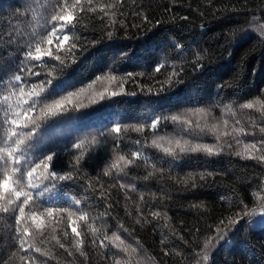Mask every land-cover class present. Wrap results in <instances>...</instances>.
<instances>
[{
  "label": "snow or ice",
  "instance_id": "obj_1",
  "mask_svg": "<svg viewBox=\"0 0 264 264\" xmlns=\"http://www.w3.org/2000/svg\"><path fill=\"white\" fill-rule=\"evenodd\" d=\"M24 7L27 13L31 5L26 3ZM90 14L102 24V34L88 40L82 37L80 26L81 20ZM127 14L139 18L142 26L151 24L155 28L162 23L159 19L153 23L136 0H131V5L126 0H51L39 30L0 32V38L6 45L3 49L6 54L0 55V213L11 212L14 215L15 240L22 253L19 256L21 264H49L45 258H49L51 253L44 245L50 241H55L69 257L74 254L86 257L85 248L91 245L104 250L103 259L111 261V264H157L146 254L138 239L129 242L135 229L118 222L115 230L109 233L108 225L103 222L107 210L99 215L90 211L93 206L91 193L98 192V199H108L101 177L118 182L119 188L125 190V200H129L128 193L136 191V188L123 181L130 173L141 165L146 169L145 181L156 173H164L165 169L158 167L157 162L144 153V147L158 150L172 162L200 155L220 156L227 150L240 159L254 160L264 166V89L260 90L257 98L244 102L239 98L228 103L220 100L211 106L186 108L182 113L161 114L152 118L150 123L124 124L113 118L109 126L101 118H95L93 112L81 111L79 116L72 115L93 105L103 107L105 101L123 93L129 78L143 75L131 71L120 75V61L127 59V54L122 52L118 60L108 65L107 70H101L86 86L77 88L73 80L76 70L93 55L91 49L104 41L117 39L119 31H127ZM181 19L187 20L188 17ZM256 37L264 45V23L253 15L245 25L231 31L228 41L238 47ZM170 47L177 50L178 57L188 62L184 46L178 41L174 40ZM193 56L195 72L203 74L211 70L212 61L206 50L196 51ZM169 58L165 52L154 71L159 73L169 67ZM171 68L156 95L185 83L187 73L184 68L177 69L175 63ZM105 83L115 85V88L110 90L104 87ZM98 84L100 87H96ZM233 87L238 88V85L221 83L217 96L226 88ZM148 92L152 93V89L149 88ZM215 108L219 109L220 118L214 115ZM74 120H83L97 128L96 133L77 135V128L60 135L58 140V130ZM162 122L171 123L174 132L158 135ZM145 129L151 130V144L146 141L142 144L140 139H136L134 144L141 147L131 150L124 143V135L130 130L142 133ZM209 138L211 142H208ZM168 171H172L171 166ZM218 175L223 173L205 169L189 173L183 183L196 189L208 184L209 180L215 182ZM70 186H78L82 194L63 193V199H58L62 190ZM110 187H116V184ZM230 191L232 198L227 201L230 213L221 216L214 225H207L209 234L202 239L197 237L195 247L168 223L171 218L167 210L163 213L150 210L149 219L137 204L134 223L141 227L145 224L156 227L163 221L167 231L161 233L160 244L165 257L171 254L168 245L172 238H178L189 244L187 264H215V253L236 239L241 229L246 235L249 229H264V195H261L264 193V178L251 193V207L241 192L235 188ZM220 199L223 201L225 197L222 195ZM139 200H145L143 194ZM112 207V203L106 204V209ZM198 207L207 211L203 203ZM125 211L132 216L127 206ZM98 220L101 221L100 226H96ZM52 221L66 225L60 229L63 239L57 234V228L51 227ZM78 221L83 222L87 231H77ZM67 228L71 229V237ZM196 232L199 233L200 229ZM124 234H128L127 239Z\"/></svg>",
  "mask_w": 264,
  "mask_h": 264
},
{
  "label": "trees",
  "instance_id": "obj_2",
  "mask_svg": "<svg viewBox=\"0 0 264 264\" xmlns=\"http://www.w3.org/2000/svg\"><path fill=\"white\" fill-rule=\"evenodd\" d=\"M26 3L31 5L27 13L24 7ZM50 3L51 0H0V32L6 34L12 29L25 33L33 28L39 30ZM126 3L131 5V0H126ZM136 4L143 8L153 23L157 19L162 23L155 28L151 24L142 26L139 18L127 14L125 17L127 31H119L117 39L104 41L91 49L93 55L80 65L73 74V80L77 88L86 86L100 74L101 70H107L108 65L118 60L122 52L127 54V59L120 61V75L128 71L143 75L138 74L129 78L123 88V93L126 94L122 93L105 101L103 107L93 105L72 115L79 116L81 111L93 112L95 118H101L103 123L109 126L113 118L124 124L150 123L152 118L161 114L182 113L186 108L211 106L220 100L228 103L239 98L244 102L257 98L260 90L264 89V45L259 43L258 37L238 47L228 41L231 31L245 25L253 15L260 23H264V0H136ZM184 16L188 19L182 20L181 17ZM80 32L82 37H87L88 40L99 38L102 34V24L90 14L81 20ZM174 40L184 46V56L188 62L178 57L177 50L170 47ZM4 48L6 45L0 38V55L6 54L3 52ZM204 50L207 51L212 64L210 71L200 74L194 71L193 53ZM165 52L170 57L167 62L169 67L157 73L154 71L156 63L162 62ZM173 63L177 69L181 66L184 68L187 73L185 83L179 88L162 91L156 95V90L171 73ZM224 82L238 85V88H226L218 97V85ZM104 87L111 90L115 85L105 83ZM149 88L152 89V93L148 92ZM133 92L136 94L132 95ZM87 103L88 101H85V104ZM94 109L96 111H93ZM214 115L217 118L221 117L218 108L214 109ZM77 128L79 131L76 134L81 136L95 134L97 131V128L83 120H74L62 126L56 138L59 140L60 135ZM173 132L174 127L171 123L162 122L157 134ZM152 138L150 129H145L142 133L130 130L124 135L123 140L131 150H135L141 147L134 144L136 139H140L142 144L146 141L150 145ZM208 142H211L210 138ZM143 151L152 157L153 162H157L158 167L162 166L165 169L164 173L162 175L156 173L147 181L143 179L146 175L143 165L130 173L123 181L136 188V191L128 193L131 197L129 200H125V190L119 188L118 182L101 177V182L107 189L108 199H98V192L91 193L93 206L90 211L93 215H99L107 210L108 214L103 217V222L108 225L109 233L115 230L118 222L129 229H135L131 232L132 240L129 242L138 239L146 249V254L153 257L157 264H187L190 259L189 244L172 238L168 245L171 254L165 257L160 244L161 233L167 231L163 227V221L156 227L152 224H145L143 227L135 224L137 204L149 219L150 210H160L162 213L167 210L171 218L168 223L195 247L197 237L202 239L209 234L206 230L207 225H214L221 216L230 213L227 202L232 198L230 189L235 188L241 192L251 207L253 204L251 193L256 190L261 178H264V166L254 160L240 159L227 150L220 156L200 155L175 162L154 148L144 147ZM165 160L169 163H163ZM170 166L172 171L169 173ZM205 169L221 171L223 175L216 176L215 182L209 180L208 184L196 189L184 185L183 180L189 173H198ZM112 184H116V187H110ZM63 193L82 194V189L78 186L64 188L58 199H63ZM141 194L145 197L143 202L139 200ZM222 195L225 197L223 201L220 199ZM107 203H112L113 207L106 209ZM202 203L207 207L206 212L198 207ZM126 206L132 212V216L126 214ZM100 223L98 220L96 226H100ZM51 227H56L57 234L63 239L60 229L66 225L63 223L58 225L56 221H52ZM76 227L77 231L82 229L87 231L83 222L78 221ZM196 229H200V232L197 233ZM67 231L71 237V229L67 228ZM124 235L127 239L128 234ZM44 247L51 253L49 258H45L49 260V264H111V261L103 259L104 250L91 245L85 248L86 257L79 254L67 256L55 241L46 243ZM21 254L15 240L14 215L11 212L0 213V264H21L19 259ZM214 260L215 264H264V229H249L247 235L244 229H241L236 239L218 249Z\"/></svg>",
  "mask_w": 264,
  "mask_h": 264
}]
</instances>
